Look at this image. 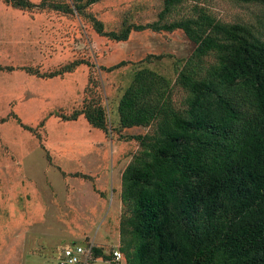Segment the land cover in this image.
I'll return each mask as SVG.
<instances>
[{
    "label": "rangeland",
    "instance_id": "obj_1",
    "mask_svg": "<svg viewBox=\"0 0 264 264\" xmlns=\"http://www.w3.org/2000/svg\"><path fill=\"white\" fill-rule=\"evenodd\" d=\"M31 1L46 6L22 9L0 0V119L15 113L36 130L14 117L0 124V264H57L75 243L111 255L90 264H113L115 250L125 261L123 175L142 150L132 136L156 126L122 127L119 101L136 73L150 69L171 81L173 103L184 108L188 91L176 83L179 72H204L216 56H195L196 44L182 29L115 40L95 28L94 19L106 31L157 21L165 0H101L81 11L86 0ZM196 5L222 22L264 29V4L240 0H186L168 19L196 14ZM88 104L105 108L107 130L84 114L63 117Z\"/></svg>",
    "mask_w": 264,
    "mask_h": 264
},
{
    "label": "trees",
    "instance_id": "obj_2",
    "mask_svg": "<svg viewBox=\"0 0 264 264\" xmlns=\"http://www.w3.org/2000/svg\"><path fill=\"white\" fill-rule=\"evenodd\" d=\"M5 1L22 9L46 6ZM98 1L86 0L77 10ZM184 1L165 0L157 21L120 31H106L94 19L98 33L115 40H127L133 31L182 29L196 44L195 56L217 59L204 72L186 66L179 72L176 83L188 91L184 108L173 103L171 81L150 69L138 71L120 99L122 127L156 128L132 136L142 150L123 175L129 211L121 224L125 261L113 264H264V29L222 22L201 5L196 14L169 20ZM82 114L108 129L102 105L63 117L77 120ZM11 117L36 131L15 113L0 124ZM92 249V261L111 259L102 248Z\"/></svg>",
    "mask_w": 264,
    "mask_h": 264
},
{
    "label": "built area",
    "instance_id": "obj_3",
    "mask_svg": "<svg viewBox=\"0 0 264 264\" xmlns=\"http://www.w3.org/2000/svg\"><path fill=\"white\" fill-rule=\"evenodd\" d=\"M93 245L83 246L74 244L67 247L57 259V264H90L93 259ZM116 261L123 258L120 250L113 252Z\"/></svg>",
    "mask_w": 264,
    "mask_h": 264
}]
</instances>
